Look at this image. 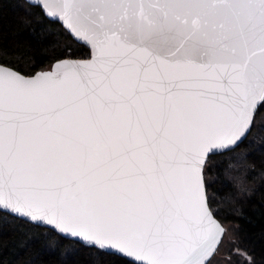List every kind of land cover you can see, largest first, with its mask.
Returning a JSON list of instances; mask_svg holds the SVG:
<instances>
[{"label": "snow or ice", "instance_id": "6c2138e0", "mask_svg": "<svg viewBox=\"0 0 264 264\" xmlns=\"http://www.w3.org/2000/svg\"><path fill=\"white\" fill-rule=\"evenodd\" d=\"M59 20L90 60L0 67V209L100 254L210 264L203 174L264 103V0H62Z\"/></svg>", "mask_w": 264, "mask_h": 264}, {"label": "trees", "instance_id": "16d2710c", "mask_svg": "<svg viewBox=\"0 0 264 264\" xmlns=\"http://www.w3.org/2000/svg\"><path fill=\"white\" fill-rule=\"evenodd\" d=\"M87 57L89 50L45 18L38 6L0 0L1 64L31 75L58 59ZM203 176L210 209L233 235L228 264H264V103L246 139L222 156H210ZM0 264L135 263L0 212Z\"/></svg>", "mask_w": 264, "mask_h": 264}, {"label": "water", "instance_id": "95a60500", "mask_svg": "<svg viewBox=\"0 0 264 264\" xmlns=\"http://www.w3.org/2000/svg\"><path fill=\"white\" fill-rule=\"evenodd\" d=\"M23 1L26 2V3L29 4V5H32V6H37V5H38V7L40 8V10H41V12H42V14L44 15L45 18H47V19L50 20V21H54V22L59 23L60 26L66 31V33L71 37V39H72L74 42H76L77 44H81V45L85 46V47L89 50V57H87V58H83V59H77V58H62V59H58V60L53 61V62L50 64V67H49V68L42 69V70H38V71L34 72V73L31 74V75H25V74H22V73L18 72L17 70H15V69H13V68H11V67H9V66H6V65H4V64H1V63H0V67H4V68L11 69L12 71L17 72L18 74H20L21 76H23V77H25V78H31V77L36 76V75L39 74V73H44V72H51V71H53V70H54V66H55V64H56L57 62H83V61H88V60L91 59V56H92L91 46L88 45L86 42H84V41H82V40H81V41H77V40L75 39V37L70 33V31H69V30L63 25V22L59 20L60 7H61V4H62V0H23ZM45 4H47V7H45ZM49 11L56 13V15H55V16H52V17L47 16L46 13L49 12ZM248 134H249V132H248ZM248 134H247V136H248ZM247 136H246V137H247ZM245 139H246V138H245ZM245 139H244V140H245ZM244 140H243V141H244ZM240 144H241V143H240ZM240 144H239V145H240ZM235 148H236V147H235ZM235 148H234V149H235ZM234 149H233V150H234ZM224 153H226V152H224ZM203 178H204V176H203ZM204 182H205V181H204ZM0 212H3V213H6V214H9V215H11V216H13V217L19 218V219L24 220V221H26V222H29V221L27 220V218L20 217V216H18V215H16V214L10 213V212H8V211H6V210H2V209H0ZM215 219H216L217 221H219L216 217H215ZM29 223H31V224H33V225H37L36 223H33V222H29ZM219 223L222 225V223H221L220 221H219ZM37 226H38V225H37ZM222 226H223V225H222ZM40 227H42V226H40ZM43 228L48 229L47 227H43ZM223 228H224V226H223ZM224 229H225V228H224ZM224 233H225V231H224ZM223 236H224V234H223ZM222 239H223V237H222ZM222 239H221V241H222ZM67 240L73 241L72 239H67ZM221 241H220V243H221ZM220 243H219V245H220ZM79 244H81V243H79ZM81 245H82V244H81ZM219 245H218V247H219ZM83 246H84V245H83ZM216 250H217V249H216ZM215 252H216V251H215ZM113 255H116V256H119V257H123V258H125L126 260H128V261H130V262H133V263H135V264H141V262L135 261L133 257H127L126 255H123V254H113Z\"/></svg>", "mask_w": 264, "mask_h": 264}, {"label": "rangeland", "instance_id": "374dc122", "mask_svg": "<svg viewBox=\"0 0 264 264\" xmlns=\"http://www.w3.org/2000/svg\"><path fill=\"white\" fill-rule=\"evenodd\" d=\"M50 65L48 66V68ZM237 152L233 153V156L236 155ZM233 240V235L230 231L225 230L223 239L217 248L215 254L212 256L210 260V264H228L231 260L229 256V248L231 246V242Z\"/></svg>", "mask_w": 264, "mask_h": 264}]
</instances>
